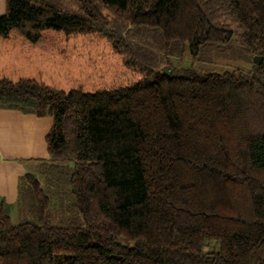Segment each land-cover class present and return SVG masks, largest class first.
<instances>
[{
  "label": "trees",
  "instance_id": "obj_1",
  "mask_svg": "<svg viewBox=\"0 0 264 264\" xmlns=\"http://www.w3.org/2000/svg\"><path fill=\"white\" fill-rule=\"evenodd\" d=\"M74 1L78 11L4 0L0 38L96 32L139 78L65 90L0 77V107L52 117L43 163L53 175L66 162L76 211L51 219L25 174L34 219L12 222L0 199V264H264V0ZM234 40L261 63L216 72L169 61Z\"/></svg>",
  "mask_w": 264,
  "mask_h": 264
},
{
  "label": "rangeland",
  "instance_id": "obj_2",
  "mask_svg": "<svg viewBox=\"0 0 264 264\" xmlns=\"http://www.w3.org/2000/svg\"><path fill=\"white\" fill-rule=\"evenodd\" d=\"M49 1L63 9L78 11L79 4L74 0ZM103 12L110 19L118 18L109 9H103ZM141 37L143 35H138V38ZM29 45L35 60L21 70L49 86L65 90L76 87L95 90L124 85L139 78L138 72L125 66L124 56L96 32L66 34L62 31L45 30L37 42ZM240 46L239 41L234 40L225 47L208 49L196 59H192L186 51L176 52L171 54L169 61L174 67L193 66L202 71L241 69L249 72L253 67V57L246 54ZM48 165L51 163H40L36 176L49 196L48 210L51 219L66 221L76 215L69 188L64 181L67 172L64 168L68 166L65 162L60 165L63 169L61 173L49 175ZM24 190L19 197L18 211L12 213L14 223L34 219V201L29 191L26 188Z\"/></svg>",
  "mask_w": 264,
  "mask_h": 264
},
{
  "label": "crops",
  "instance_id": "obj_3",
  "mask_svg": "<svg viewBox=\"0 0 264 264\" xmlns=\"http://www.w3.org/2000/svg\"><path fill=\"white\" fill-rule=\"evenodd\" d=\"M4 12L5 2L0 0V15ZM29 44L15 31L0 38V77L34 78L21 70L35 60ZM52 123L50 116L0 107V199L10 205L11 219L18 211L21 178L36 175L40 163L49 159L45 138Z\"/></svg>",
  "mask_w": 264,
  "mask_h": 264
},
{
  "label": "water",
  "instance_id": "obj_4",
  "mask_svg": "<svg viewBox=\"0 0 264 264\" xmlns=\"http://www.w3.org/2000/svg\"><path fill=\"white\" fill-rule=\"evenodd\" d=\"M261 60H262V57L261 56H259V55L253 56V61L256 64H260L261 63ZM163 72L166 73V74H169L171 72V69H169L167 67H163Z\"/></svg>",
  "mask_w": 264,
  "mask_h": 264
}]
</instances>
